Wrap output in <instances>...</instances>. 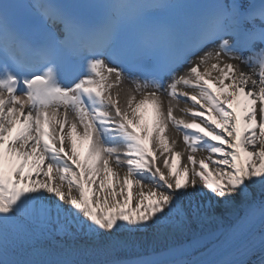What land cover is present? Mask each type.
<instances>
[{
	"label": "snow or ice",
	"instance_id": "obj_1",
	"mask_svg": "<svg viewBox=\"0 0 264 264\" xmlns=\"http://www.w3.org/2000/svg\"><path fill=\"white\" fill-rule=\"evenodd\" d=\"M198 8L191 0H0V264H246L233 249L264 251V199H253L264 194V3L232 0L202 16ZM161 11L169 19L154 22ZM159 52L153 73L132 80L135 91H151L138 100L130 93L121 107L114 84ZM224 54L259 71L221 66ZM179 84L194 91L179 93ZM165 92L192 103L190 120L175 119L170 101L164 113ZM169 120L193 153L209 155L190 154L188 167L172 152L177 163L165 158V174L153 141L171 150ZM113 164H126L122 180ZM237 205L243 214L219 230ZM209 237L229 245L224 257L196 258Z\"/></svg>",
	"mask_w": 264,
	"mask_h": 264
},
{
	"label": "bare ground",
	"instance_id": "obj_2",
	"mask_svg": "<svg viewBox=\"0 0 264 264\" xmlns=\"http://www.w3.org/2000/svg\"><path fill=\"white\" fill-rule=\"evenodd\" d=\"M242 1H246V0H242ZM247 1H249V0H247ZM218 44L219 43H216V44L204 49L202 51V53H200L196 57H194L191 60V62L193 64L197 63L198 58L200 56H202L205 51H208L210 49L216 50ZM248 55H249V53L247 52L244 56H248ZM216 62L217 61L215 60V58H212L208 61V66H210L211 63H216ZM226 63H232V64L237 66L238 70H243V71L248 72V73H253V72L259 71V69L254 67L253 65L242 64L241 61L236 60V59L230 60L228 57V54H224L221 56V66H223V64H226ZM186 67H187V65L184 66L177 73V75H180L181 73L183 75L184 69ZM203 67H204V65L201 66V70H203ZM212 75L216 76V75H218V72L216 70H213ZM170 82H171V79L169 77L166 86ZM135 89H136V87L133 86L131 83H129L127 80H122L119 84H114L111 91H112L113 95H115L116 93H119V99H120L121 107H124L125 106V100L127 99L128 95L130 93L135 92L136 98L138 100L142 97V94L144 92L148 91L147 89H142V88L140 89V91H135ZM177 91L179 93H183V92L192 93L194 90L191 87L184 86L183 84H179V85H177ZM160 95H161V99H162V108H163L164 113H166L167 107L169 106V101H170L171 105L173 107V116L175 119H177V120L184 119L186 121L191 119V115H190V113L187 112V109L192 108L193 105L186 97L179 96V97L173 98V97H170L166 92L161 93ZM146 109H147L146 119L148 120L149 123H151V120L153 118L152 106L147 105ZM72 117H73V114L71 112H69V119H72ZM165 135L168 139L170 149H171L169 152H163V150L158 145V141H156L155 139L153 141V148H154V151L156 152V156H157L156 166L160 167L161 171H164L165 174H167V171H168V169L164 165L165 158H168L169 163L173 164L174 166L177 163V161H175L173 156H172V152H180L181 157H180V160L178 161V163L181 166L188 165V167L192 166L191 163L187 159V157L190 154L194 155L197 161L200 159H206L209 155V151L205 148H198L197 151L193 153L191 151V149L189 148V146L187 144H185V142L183 141L184 131L178 130L177 127L175 126V124L171 120L166 122ZM86 148H87V144L85 143V145L79 149L81 152V158H83V155H84V152L86 151ZM120 150H121V152H124V151H126V148L123 145H121ZM121 159L123 160L124 157L121 156ZM112 167L114 168L115 171H117V173L119 174V176L122 180L123 176L127 173L126 164H122L119 167H117L115 164H113ZM144 183L147 184L148 182L145 181ZM96 187H98V185ZM135 190L138 191V188ZM145 190H147V189H145ZM73 194H76L75 191ZM253 199L256 201L264 199V194H261L260 192L255 191L253 194ZM242 214H243V206L237 205L231 211L224 213L221 222L216 227L219 230L228 229L233 223H235L237 216L242 215ZM211 250H212V247L209 248L208 252H210ZM141 251H142L141 249H136V250H134V252L132 254L133 255L139 254V253H141ZM148 251L150 252L151 249H149ZM208 252L202 253L201 257H196V258H203ZM262 262H264V252L254 254L246 264H262Z\"/></svg>",
	"mask_w": 264,
	"mask_h": 264
}]
</instances>
